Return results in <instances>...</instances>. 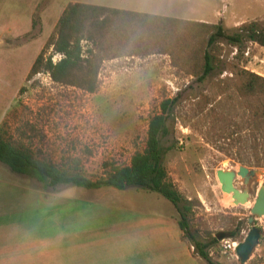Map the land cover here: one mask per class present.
Here are the masks:
<instances>
[{"label":"rangeland","instance_id":"374dc122","mask_svg":"<svg viewBox=\"0 0 264 264\" xmlns=\"http://www.w3.org/2000/svg\"><path fill=\"white\" fill-rule=\"evenodd\" d=\"M49 5V0H41L36 7L35 33L43 26V15ZM187 5L188 10L193 9L194 16L182 19L222 22L230 34L242 23L264 22V0H191ZM144 35L147 38L150 33ZM152 42L151 37L147 38L146 47L151 48L155 42L160 44ZM150 51L154 53L106 60L100 72L101 87L95 94L61 86L37 75L26 81L10 115V123L15 128L14 140L28 146L39 157L75 167L96 181L106 174V165L108 169L113 165H128L134 153L145 148L151 116L161 111L160 105L166 98L179 95L168 122L170 133L162 139L164 164L177 189L192 205V213L188 216L189 232L205 241L209 233L223 231L232 217L243 219L252 215L257 193L264 185V174L249 185L251 201L235 204L232 194L222 191L217 171L239 169L241 165L208 144L202 135L201 116H197L200 108L226 113L235 104L234 97L230 95L232 88L229 90L227 86L231 74L221 68L200 82L177 66L170 56L157 53V48ZM235 53L234 48L225 42L224 59H232ZM244 65L264 76V48L249 43ZM20 82L13 81L11 90ZM220 85L226 89H223L224 93ZM4 137L13 138L8 137L7 132ZM1 167L8 171L2 181L4 185H10L13 200L22 197L21 200L28 204L32 201L28 190H39L48 202L49 206L26 210L24 217H51L56 208L52 203L57 199H60L58 205L67 201L99 199L132 202L148 212L172 211V203L161 195L137 187L127 188L125 195L105 197L99 190L72 185L46 190L42 183L16 174L7 166ZM235 186L239 189L245 187L241 177L236 179ZM173 212L179 218L175 206ZM255 224L262 229L261 243L248 262L242 263L235 256L223 254L221 243L211 250L213 260L220 264H264V219H257ZM243 235L247 236L246 233ZM173 255V251L166 255L170 264L175 263Z\"/></svg>","mask_w":264,"mask_h":264},{"label":"trees","instance_id":"16d2710c","mask_svg":"<svg viewBox=\"0 0 264 264\" xmlns=\"http://www.w3.org/2000/svg\"><path fill=\"white\" fill-rule=\"evenodd\" d=\"M36 24L35 21L34 28ZM147 32L150 33L147 38L151 37L153 42L160 44L152 42L151 48H147L144 35ZM27 36L26 39L30 38ZM225 42L236 51L228 61L224 59ZM249 43L264 48L262 20L242 23L230 34L222 22L154 16L70 2L35 60L27 81L45 72L58 85L95 94L101 87L100 72L106 60L150 55L154 53L150 51L153 48H157L159 54L170 56L177 66L200 82L222 68L231 74L227 86L229 90L232 88L230 95L234 97L235 104L226 113L199 109L197 116H201L203 138L241 166L264 169V76L244 65ZM57 54L62 58L55 63L53 58ZM219 88L222 93L226 91L221 85ZM179 98V95L166 98L160 105L161 111L151 116L145 148L136 151L128 165H113L110 169L106 165V174L96 181L75 167L39 157L28 146L6 139L1 133L0 163L16 174L42 183L46 190L72 185L85 189L113 187L126 190L137 187L157 193L178 209V223L184 238H189L194 247V255L209 264H220L211 255V250L220 244L216 235L224 232L228 238H240L238 241L242 242L246 237L243 234H248L251 229L249 217H232L223 231L209 233L205 241L189 232L188 216L192 213V205L171 179L164 164L162 146V139L170 133V114Z\"/></svg>","mask_w":264,"mask_h":264},{"label":"crops","instance_id":"0c3cea01","mask_svg":"<svg viewBox=\"0 0 264 264\" xmlns=\"http://www.w3.org/2000/svg\"><path fill=\"white\" fill-rule=\"evenodd\" d=\"M40 1L0 0V133L3 137L7 132L8 137L16 138L10 123L11 112L68 3H89L163 17L194 16L193 9H187L191 0H49L43 26L35 33L34 14ZM32 33L30 38H25ZM16 80L21 84L11 90V83ZM1 166L5 165L0 163V264H170L166 255L171 251L174 264H209L194 255V247L184 238L173 204L171 212L155 213L132 202L90 201L82 197L86 200L58 205L60 199H57L52 203L56 208L51 217H24L26 210L42 208L48 202L39 190H28L32 195L28 204L22 197L13 200L10 185L2 181L8 171ZM94 190L101 191L103 197L126 194L113 187Z\"/></svg>","mask_w":264,"mask_h":264},{"label":"water","instance_id":"95a60500","mask_svg":"<svg viewBox=\"0 0 264 264\" xmlns=\"http://www.w3.org/2000/svg\"><path fill=\"white\" fill-rule=\"evenodd\" d=\"M263 174V169L249 168L246 166H240L239 169L217 171L218 179L222 185V191L232 194L234 203L237 205L246 204L251 201L249 185ZM240 177L242 178V183L245 185L243 189L235 186L236 179ZM251 213L252 215L249 217L251 229L236 250L237 258L242 263L248 262L255 249L260 245L262 229L256 226L255 221L264 216V185L260 187L257 193V198L255 199ZM216 237L220 242L228 238L224 232H219Z\"/></svg>","mask_w":264,"mask_h":264},{"label":"built area","instance_id":"2783aa9c","mask_svg":"<svg viewBox=\"0 0 264 264\" xmlns=\"http://www.w3.org/2000/svg\"><path fill=\"white\" fill-rule=\"evenodd\" d=\"M56 56H59L58 60H60L62 58V55H60V54L55 55L53 58L55 63L58 61L56 59ZM37 76L43 77L44 79H49L50 81H53L51 78V75L49 73L43 72V73H39ZM263 219H264V216L261 218H258L259 221H262ZM263 230H264V227H263ZM220 243H221V250H222L223 254L232 255V256L237 257L236 250L239 247V245L241 244L240 241L233 240L231 238H227V239L222 240Z\"/></svg>","mask_w":264,"mask_h":264}]
</instances>
